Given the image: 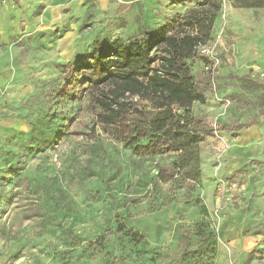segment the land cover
I'll use <instances>...</instances> for the list:
<instances>
[{
    "label": "rangeland",
    "instance_id": "1",
    "mask_svg": "<svg viewBox=\"0 0 264 264\" xmlns=\"http://www.w3.org/2000/svg\"><path fill=\"white\" fill-rule=\"evenodd\" d=\"M175 15L210 30L192 112L251 123L197 158L127 146L70 67ZM260 84L264 0H0V264H264Z\"/></svg>",
    "mask_w": 264,
    "mask_h": 264
},
{
    "label": "trees",
    "instance_id": "2",
    "mask_svg": "<svg viewBox=\"0 0 264 264\" xmlns=\"http://www.w3.org/2000/svg\"><path fill=\"white\" fill-rule=\"evenodd\" d=\"M195 24L175 15L157 30H144L126 41L98 42L82 61L70 64L81 74L77 83L100 109L97 121L115 126L118 138L127 146L134 144L140 154L197 158L198 145L207 137L229 131L236 136L235 131L251 125H215L192 112V103L205 97L189 65L210 32H192ZM140 138L149 141L137 144Z\"/></svg>",
    "mask_w": 264,
    "mask_h": 264
},
{
    "label": "crops",
    "instance_id": "3",
    "mask_svg": "<svg viewBox=\"0 0 264 264\" xmlns=\"http://www.w3.org/2000/svg\"><path fill=\"white\" fill-rule=\"evenodd\" d=\"M244 129H247V128H244ZM240 131L242 130V129H239ZM239 130H237V132L239 131ZM229 132H231V131H229ZM236 132V131H235ZM232 133V132H231ZM237 134V133H236Z\"/></svg>",
    "mask_w": 264,
    "mask_h": 264
}]
</instances>
